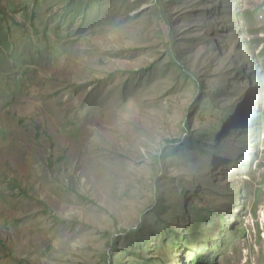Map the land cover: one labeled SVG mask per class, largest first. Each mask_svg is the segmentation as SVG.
I'll return each mask as SVG.
<instances>
[{
  "label": "rangeland",
  "instance_id": "rangeland-1",
  "mask_svg": "<svg viewBox=\"0 0 264 264\" xmlns=\"http://www.w3.org/2000/svg\"><path fill=\"white\" fill-rule=\"evenodd\" d=\"M157 1L0 0V264H264V0Z\"/></svg>",
  "mask_w": 264,
  "mask_h": 264
},
{
  "label": "trees",
  "instance_id": "trees-1",
  "mask_svg": "<svg viewBox=\"0 0 264 264\" xmlns=\"http://www.w3.org/2000/svg\"><path fill=\"white\" fill-rule=\"evenodd\" d=\"M156 3H158V1L156 0ZM158 10L160 11V14H163V9L161 8V7H159L158 6ZM171 46H172V44H171ZM169 52H170V55H174L175 53H174V48H173V46H172V48H170L169 49ZM177 64H178V66H180V69L185 73V74H187L188 76H190V72H189V70H188V68L184 65V64H181V61L179 60V58H178V62H176ZM193 77V76H192ZM194 80H195V82H196V86L197 87H199V88H201V84H200V82L198 81V80H196L195 78H194ZM249 81H250V79H248ZM249 85H251V81L249 82ZM249 97H251V99H253L254 98V92H252V94L250 93L249 94ZM252 101V100H251ZM252 103V102H251ZM241 106V105H240ZM242 112H243V107L241 106L240 107V110H239V118H241V116H242ZM160 180H158L157 182H159ZM182 195H187L186 194V192L184 193V192H180ZM157 196H158V200L160 201L161 200V195H160V192H158V194H157ZM161 203L160 204H158V209L159 208H161ZM153 212H155V211H153ZM156 212H157V210H156ZM158 213V212H157ZM159 214V213H158ZM144 219H145V216H143L142 218H141V223L140 224H138V227H137V229H133L131 232H130V234H132V235H137L138 236V238H140V239H142L143 241L145 240V238H144V235H143V233H144V227H145V223H144ZM177 237H178V234H175ZM148 243V242H147ZM117 245V241H116V239H113V241L111 242V243H109V245H108V247L110 248V255H112L113 253L115 254V250H116V246ZM109 255V256H110ZM110 258V257H109ZM194 259V261L196 262V264H207V263H202V261L200 260V255L199 254H197L196 253V255H195V257L193 258ZM113 262H111V261H109V263L108 264H112Z\"/></svg>",
  "mask_w": 264,
  "mask_h": 264
}]
</instances>
